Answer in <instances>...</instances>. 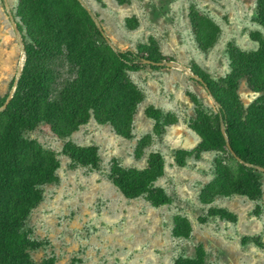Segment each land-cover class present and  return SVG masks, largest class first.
Returning a JSON list of instances; mask_svg holds the SVG:
<instances>
[{
  "label": "trees",
  "instance_id": "obj_1",
  "mask_svg": "<svg viewBox=\"0 0 264 264\" xmlns=\"http://www.w3.org/2000/svg\"><path fill=\"white\" fill-rule=\"evenodd\" d=\"M119 2L123 4L125 0ZM15 18L23 36L25 59L17 82L13 79L11 83V89L16 86L13 96L0 111V264H56L53 256L41 262L32 258L30 251L42 243L32 238L26 222L43 200V186L59 182L61 160L56 151L25 133L45 123L56 136L68 138L94 118L98 124L111 125L116 135L131 139L146 94L130 72L145 65L164 67L143 63V59H173L153 36L136 49H115L80 0H18ZM189 18L198 47L204 52L212 49L222 34L220 24L195 3L189 7ZM135 21L136 18H128V26L135 28ZM257 21L262 30L250 33L257 48L247 51L228 42L230 70L225 76L215 78L194 61L190 65L202 77L206 87L203 86L218 106L214 113L209 112L196 95L190 94L196 105L190 126L200 142L194 149L176 150L175 161L184 166L190 156L199 158L205 151L216 152L215 176L199 193L204 205H211L219 196L243 195L252 201L263 197V172L259 168L264 167V0H257ZM242 80L259 94L247 106L239 93ZM9 94L0 97V108ZM145 115L154 120L155 132H164L178 122L175 112H165L154 104L145 108ZM151 143L150 134L141 137L135 157L142 158ZM62 153L70 157L73 168L98 169L101 165L95 144L67 140ZM165 168V157L159 151L149 153L143 168L124 166L114 158L109 179L126 198L145 197L153 207H160L173 202L166 189L157 184ZM213 216L238 220L235 213L215 206L199 219L205 222ZM192 232L187 216L173 217L175 237L189 238ZM70 264L77 263L73 260ZM174 264L210 263L200 244L193 256H179Z\"/></svg>",
  "mask_w": 264,
  "mask_h": 264
},
{
  "label": "rangeland",
  "instance_id": "obj_2",
  "mask_svg": "<svg viewBox=\"0 0 264 264\" xmlns=\"http://www.w3.org/2000/svg\"><path fill=\"white\" fill-rule=\"evenodd\" d=\"M82 1L116 49H136L153 36L173 61L189 68L194 61L215 78L230 70L228 42H235L243 50L255 49L258 43L250 33L262 30L257 21V0H125L123 4L119 0ZM17 3L18 0H0V97L11 92V83L25 59L22 33L13 25ZM192 3L222 27L217 44L209 51L198 47L192 31ZM128 18H136L135 28L128 26ZM130 75L146 94L135 118L133 138L116 135L111 125L98 124L94 118L68 138L56 136L45 123L25 133L56 151L61 160L59 182L43 186V200L26 222L32 238L42 243L30 251L32 258L41 262L53 256L56 264H70L73 260L77 264H174L179 256H193L202 244L210 264H264V172L260 201L243 195L219 196L211 205H204L199 193L215 176L216 152L205 151L199 158L190 156L184 166L175 161L176 150L194 149L200 142L190 126L196 107L190 94L196 95L209 112L217 109L206 88L180 66L154 69L145 65ZM239 93L246 106L259 95L248 88L245 80L241 81ZM149 104L175 112L178 122L164 132H155L154 120L145 115ZM146 134L152 136V143L137 159V143ZM67 140L97 145L100 167L73 168L70 157L62 153ZM152 151L165 157V174L157 184L173 197L171 204L160 207H153L145 197L126 198L109 179L114 158L124 166L143 168ZM211 206L235 213L237 222L214 216L200 221ZM176 214L192 222L189 238L172 234ZM245 237L257 240H244Z\"/></svg>",
  "mask_w": 264,
  "mask_h": 264
},
{
  "label": "water",
  "instance_id": "obj_3",
  "mask_svg": "<svg viewBox=\"0 0 264 264\" xmlns=\"http://www.w3.org/2000/svg\"><path fill=\"white\" fill-rule=\"evenodd\" d=\"M80 1L83 3L82 0H80ZM83 5H84V6L88 9V11L94 16L92 10H91L88 6H86L84 3H83ZM9 14H10L11 18L13 19V14H12L11 12H9ZM94 18H95V20H96L97 25L99 26V28L103 31L104 35L107 36L106 33H105V31H104V29H103L102 26L99 24V22H98V20L96 19L95 16H94ZM13 25H14V28L19 32V28H18L17 23H16V21H15L14 19H13ZM107 38H108V40H109V43L114 47V45L112 44L110 38H109L108 36H107ZM114 48H115V47H114ZM115 49H116V48H115ZM23 51H24V45H23ZM23 56H25V51H24ZM143 63H146V64H157V65H163V66H168V67H171V68H176V66H180V67H182L184 70H186V72H188V73H189V74H190L195 80L201 82V83L206 87V85H205V83H204V81H203V79H202V77H201L200 75H198L197 73H194L189 67H187V66H185V65H182V64H180V63H177V62H175V61H173V60H164L163 62H154V61H152V60H150V59H143ZM23 65H24V62L21 63V66H20V68H19V73H18V76H17V78H16V80H15V83L17 82V79H18V77H19V75H20V73H21V71H22V69H23ZM15 88H16V86L14 85L13 88H12V90H11V92H10V94H9V96H8V98H7V100H6V102H5V103L3 104V106L0 108V111L6 107L8 101L12 98L13 93H14V91H15ZM206 90H207V89H206ZM210 96L212 97V99H213V101L215 102V104L218 106V103L216 102V100L214 99V97H213L212 95H210ZM223 131H224V130H223ZM227 145H228V148L231 150V152H232L233 154H235V152L233 151V149H232L231 144H230L229 141H227ZM236 158H237L238 160L241 161V159H240L238 156H236ZM259 170L262 171V172H264V167H260Z\"/></svg>",
  "mask_w": 264,
  "mask_h": 264
},
{
  "label": "bare ground",
  "instance_id": "obj_4",
  "mask_svg": "<svg viewBox=\"0 0 264 264\" xmlns=\"http://www.w3.org/2000/svg\"><path fill=\"white\" fill-rule=\"evenodd\" d=\"M21 60H23V58Z\"/></svg>",
  "mask_w": 264,
  "mask_h": 264
},
{
  "label": "flooded vegetation",
  "instance_id": "obj_5",
  "mask_svg": "<svg viewBox=\"0 0 264 264\" xmlns=\"http://www.w3.org/2000/svg\"><path fill=\"white\" fill-rule=\"evenodd\" d=\"M9 16H10V14H9Z\"/></svg>",
  "mask_w": 264,
  "mask_h": 264
}]
</instances>
